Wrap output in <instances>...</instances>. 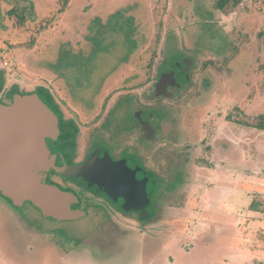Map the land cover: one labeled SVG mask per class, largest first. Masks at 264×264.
<instances>
[{"label":"rangeland","instance_id":"374dc122","mask_svg":"<svg viewBox=\"0 0 264 264\" xmlns=\"http://www.w3.org/2000/svg\"><path fill=\"white\" fill-rule=\"evenodd\" d=\"M214 3L0 0V98L42 85L80 123L105 98L93 124L117 117L129 137L105 146L117 158L122 145L129 165L155 172L133 184L147 192L143 211L85 192V215L54 219L0 196V264H253L240 227L252 198L264 207V131L232 119L264 111V0ZM158 73L175 82L161 95L152 90ZM73 95L94 99L93 110L82 114ZM142 108L171 124L161 157L153 141H134L129 119ZM255 220L262 240L263 214Z\"/></svg>","mask_w":264,"mask_h":264},{"label":"water","instance_id":"95a60500","mask_svg":"<svg viewBox=\"0 0 264 264\" xmlns=\"http://www.w3.org/2000/svg\"><path fill=\"white\" fill-rule=\"evenodd\" d=\"M166 76L157 80L156 94L162 92ZM56 126L54 111L38 93L14 94L9 103L0 101V192L12 203L30 201L44 216L77 219L86 210L70 205L74 195L44 181L45 172L56 169L45 142L46 137H53ZM146 135L153 138L147 132ZM95 163L85 160L69 165L67 172L96 184L125 210L146 209L145 191H131L126 181L115 174L114 167Z\"/></svg>","mask_w":264,"mask_h":264},{"label":"flooded vegetation","instance_id":"af4514ba","mask_svg":"<svg viewBox=\"0 0 264 264\" xmlns=\"http://www.w3.org/2000/svg\"><path fill=\"white\" fill-rule=\"evenodd\" d=\"M161 76L162 74L158 73L157 80L161 78ZM157 80H155L153 83V87H154L153 89H155V84ZM171 82L175 83L173 82V80H170L169 77H166L165 83H164L165 86L161 93L168 91L169 85L168 87L166 86L167 84H170ZM161 93L159 94L161 95ZM78 98L74 99V95H73L72 97L73 102L75 103V105L83 106L84 103H82V101ZM0 101L3 103H9L11 101V94L5 95L4 99H0ZM52 101L57 107V111H56L57 115L55 114L57 117L56 118L57 126H56V131L53 137L51 136L46 137L45 142H46L47 147L49 148V156L52 158V161L55 164L56 169L50 168L48 171H46L45 172L46 178H44V181L47 183L54 184L58 186L60 189L64 191H68L71 194H73L75 198L74 200L72 199L70 201V205L72 207H79L81 209L87 210L89 209V207H91V204L89 203V205L86 206V202H88L91 197L95 198L96 200L100 198V195H102V196H105L107 200H109L111 203H113L114 206H116L117 208L121 209L122 212H124L125 209H123L119 203H117L116 201L108 197L102 190L98 188L96 184L90 183V181L83 178L82 176L69 174L67 172V167L69 165L74 166V165L80 164L85 160H90V161L94 160L96 161L95 163L96 165L102 164L110 168L114 167L115 174H119L118 176L121 177L123 181L125 180L126 183L128 184L125 186L127 188L130 186L129 188L133 192H134L133 184L136 183L135 182L137 181L136 178H139L138 174L141 171L143 172V174H145L146 172L147 176L149 177L150 175H152V172L154 171L152 170V168L150 169V167L148 168L144 165L142 166V164H141V167L139 168L137 167V165H134V166L129 165V161L127 160L128 158L127 155H125L122 152L123 150H126V149H122V145L120 147L119 152H116L114 150L117 158L112 156L110 149H108V147L105 146L106 141L110 144L116 142L118 140L117 139L118 136H120L121 142L124 140V143L129 138L127 133L125 134V137H123L124 133L120 132L121 130L115 129L119 125L118 124L119 118L117 117H114L116 118L114 119L113 116H111V118L109 117L110 118L109 123H106L105 121H101L99 123V126H96L95 124H93L94 123L93 121L96 118H99L100 115L102 114L101 110L102 108H104L103 107L104 104H106L105 98L101 99L98 111L92 114L89 121L82 122V123H80V121H78L74 117L73 114L66 115L65 112L62 110L60 104L54 101V99H52ZM94 103H95L94 99H86V104H84L85 108L81 107L82 114H89L91 109L93 110V107H94L93 105H95ZM142 112H143V115L141 114ZM104 115L100 117L99 120L104 119ZM113 119H114V123L111 124V121ZM110 125H113V126L110 127ZM129 125H130L131 132L137 131V134H138V136L135 137L134 141L136 142V140L141 139V144L145 139L147 141H153V144L156 148L154 150H157L158 157H161L159 156V154L161 153L160 150H163V149H161L159 147L160 145H157V144L161 138L164 139L168 136L172 128L170 126L171 124L165 120L155 117L151 113V111L145 112V109L142 108V111L138 112L136 110L131 113V117L129 119ZM111 129H114V130H111ZM160 130L162 131V134H160L161 133ZM62 131L65 132L66 135L62 136ZM146 132L152 135L153 138L152 139L147 138ZM152 132H154V134H152ZM97 133L100 134V141L96 139ZM59 134H60V137H58ZM107 136H108V139L106 138ZM101 138H105L106 140L102 141ZM154 139H156L157 141ZM109 140H114V141H109ZM140 148H142V146ZM140 157L143 161L142 163H145L144 162L145 152L141 154ZM162 158H164V156H162ZM97 161H100L101 163H98ZM158 167L160 166L158 165ZM117 170H119V172ZM77 181L83 182V185H81L80 182L78 184ZM85 192L90 194L89 200L82 198L81 194ZM149 217L146 216L145 218L144 217L143 218L148 219Z\"/></svg>","mask_w":264,"mask_h":264},{"label":"trees","instance_id":"16d2710c","mask_svg":"<svg viewBox=\"0 0 264 264\" xmlns=\"http://www.w3.org/2000/svg\"><path fill=\"white\" fill-rule=\"evenodd\" d=\"M239 1H241V0H215L214 4H215V7H217L218 9H222V8H224L227 5H229L231 7H234ZM21 18H22V16H21ZM0 74L3 76V71L2 70L0 71ZM3 79L4 78L0 76V80H3ZM152 90H154V89H152ZM26 93H38L45 100V102L50 106V108L54 111V113L56 114L57 107L53 103L52 97H51L49 91L47 90V88L43 87L42 85H38L34 89H32L30 91H25V90L22 91L17 86H12L11 90L7 91V95L11 94V97L14 94L23 95V94H26ZM225 118L230 119V120L232 119L230 114L226 115ZM232 120H234L237 123H240V124H243V125H247V126H251V127H254V128L258 129V130H263L264 131V111L259 113L258 115H256L254 117L253 121H248V120H244V119H232ZM64 135H66V133L62 131V136H64ZM58 137H60V134H59ZM53 140H55V139H53ZM45 178H46V175H45ZM0 196L5 198V199H7V200H9V201H11L10 199H8L4 195H2L1 192H0ZM262 206L263 205H261V203L259 201H257L255 198H252L250 200V203L248 204V207L250 209H257V210H261V211L263 210L264 211V207H262ZM149 216H150V214L148 215V217Z\"/></svg>","mask_w":264,"mask_h":264},{"label":"crops","instance_id":"0c3cea01","mask_svg":"<svg viewBox=\"0 0 264 264\" xmlns=\"http://www.w3.org/2000/svg\"><path fill=\"white\" fill-rule=\"evenodd\" d=\"M118 72V71H117ZM115 72H113L114 74ZM112 78H110L109 80H111ZM158 204L156 205V208H157ZM154 208L153 211L156 209ZM159 208V207H158ZM247 212V216H248V220H250V222H248V224L241 228L240 227V230L246 232L248 231L246 234V239L249 238L248 240L250 242H252L251 246L249 247V255H251V262L253 264H264V234L263 236H261L260 238L261 239H258V235L256 233V226H255V219L258 217V216H261L263 214L264 216V211L262 210H257V209H248V210H245ZM154 214V213H153ZM198 215V218L201 220V221H206L205 219V216L206 215H202L201 213L197 214ZM150 216H152V214H150ZM251 216V218H250ZM252 219V220H251ZM262 222V219L261 221ZM202 223V222H201ZM202 227V226H201ZM192 232H194V234L192 235ZM200 232V229H195V230H192L191 233H190V236L192 238H194V235L199 233ZM240 234V232H239ZM244 237V236H243ZM160 241V240H159ZM158 244V243H157ZM167 247V246H166ZM257 257H261L260 259L257 258ZM256 259H257V262H256ZM241 263H244V261H242Z\"/></svg>","mask_w":264,"mask_h":264},{"label":"built area","instance_id":"2783aa9c","mask_svg":"<svg viewBox=\"0 0 264 264\" xmlns=\"http://www.w3.org/2000/svg\"><path fill=\"white\" fill-rule=\"evenodd\" d=\"M3 62H5V61H3Z\"/></svg>","mask_w":264,"mask_h":264}]
</instances>
